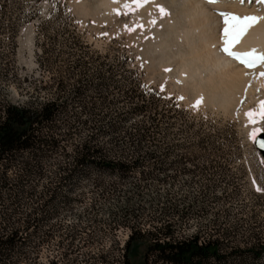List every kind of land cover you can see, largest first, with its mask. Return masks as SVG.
I'll return each instance as SVG.
<instances>
[{
    "label": "rangeland",
    "instance_id": "rangeland-1",
    "mask_svg": "<svg viewBox=\"0 0 264 264\" xmlns=\"http://www.w3.org/2000/svg\"><path fill=\"white\" fill-rule=\"evenodd\" d=\"M186 26L180 0H0V104L59 98L61 115L85 121L75 123L72 142L94 133L109 157L140 163L123 175L74 172L58 188L81 195L59 216L76 226L73 250L63 254L62 226L39 247V264H122L130 227L114 222L151 228L158 217L177 220L170 205L187 210L177 221L181 233L225 229L229 245L263 247L259 257L244 251L232 261L264 264V242L249 238L264 241V155L255 144L264 107L256 93L227 103L217 85H203L208 73L198 76L201 64L182 38ZM141 103L143 111L129 112ZM139 120L143 137L133 135ZM48 165L43 186L58 170ZM141 250L132 264H143Z\"/></svg>",
    "mask_w": 264,
    "mask_h": 264
},
{
    "label": "trees",
    "instance_id": "trees-1",
    "mask_svg": "<svg viewBox=\"0 0 264 264\" xmlns=\"http://www.w3.org/2000/svg\"><path fill=\"white\" fill-rule=\"evenodd\" d=\"M133 91L130 89V93ZM74 92L80 94L79 89ZM126 95L129 96L128 93ZM64 106V101L59 98L37 97L23 102L6 99L0 104V264H39V247L44 241L59 235L63 227L62 235L69 239L63 254L72 252L76 226L62 224L59 216L70 210L72 203L81 195L67 191L58 194V188L65 183L70 184L74 172L99 168L123 175L140 166L139 159L127 163L109 157L107 147L94 141V133L72 142L75 123L85 121L79 120L77 114H72L74 123L69 120L70 116L61 115ZM145 107L144 103L134 105L129 112H141ZM141 121L134 123L133 135H145ZM116 129L113 124L109 131ZM69 158L71 160H67ZM48 164L58 170L48 181L50 184L43 186L39 180L51 169ZM166 209L176 213L177 220L158 217L157 224L151 228L135 224V221L130 223L127 219L114 222V227H130L122 246V264H132L140 248L143 264H242L243 259L237 257L238 261H232L231 256L241 255L244 251L256 257L262 255L263 247L255 243L247 248L229 245L230 235L225 229L208 237H203L201 229L181 233L177 221H184L187 210L176 209L173 205ZM166 209L160 208V213L165 215ZM249 238L264 242L255 239L254 235ZM63 241L62 237L58 239V245ZM29 251L32 256H29ZM51 262L55 261L52 259ZM83 264H88V261Z\"/></svg>",
    "mask_w": 264,
    "mask_h": 264
},
{
    "label": "bare ground",
    "instance_id": "bare-ground-1",
    "mask_svg": "<svg viewBox=\"0 0 264 264\" xmlns=\"http://www.w3.org/2000/svg\"><path fill=\"white\" fill-rule=\"evenodd\" d=\"M180 2L187 21L182 38L184 37L185 42L192 46H190L193 48L191 54L194 53L195 57L193 60L201 64L203 71H200L198 76L205 79L203 74L208 73V77L205 75L207 79L201 80L205 82L203 85L209 86L210 82V87L218 86L215 89L221 91L227 103L241 99L242 95L252 96L256 93L260 107H264V75H261L264 73V62H258L253 68L246 69L231 61L229 57L220 56L221 47L226 46L225 40L229 39L225 36L224 29L234 22L230 21V24L226 25L224 17L217 12L223 10V13L234 14L241 19L246 16L260 17L258 22L252 24L230 47L233 51L248 53L255 50L254 54L260 56L264 55V9L256 0H217L213 4L205 3L203 0H180ZM191 66H188L189 70L188 68L187 70L196 75L197 72H193L195 69H192L193 66L190 69ZM192 73L189 72L190 75L187 73L190 77L186 74L190 80L192 77L194 79Z\"/></svg>",
    "mask_w": 264,
    "mask_h": 264
},
{
    "label": "snow or ice",
    "instance_id": "snow-or-ice-1",
    "mask_svg": "<svg viewBox=\"0 0 264 264\" xmlns=\"http://www.w3.org/2000/svg\"><path fill=\"white\" fill-rule=\"evenodd\" d=\"M206 2L214 3V2H217V0H206ZM160 11L162 13H165V10L162 7L160 8ZM220 15L224 17V22L226 25H229L230 21L234 22V23H231L230 26H226L224 29L225 36L229 37V39L225 40L226 47L224 48V51L228 52L229 55H235L234 53L229 52L228 46H230L231 43L238 41L240 35H242L249 27H251L252 24L258 22L260 17L246 16L241 19L240 17L234 14H230V13H221ZM254 53H255V50H253L252 53L246 54L251 57V60L247 62L245 61H242V62L248 63L250 66L254 65L257 62H264V55L257 56ZM261 75H264V73H261ZM247 115L251 116L252 113L249 112Z\"/></svg>",
    "mask_w": 264,
    "mask_h": 264
},
{
    "label": "water",
    "instance_id": "water-1",
    "mask_svg": "<svg viewBox=\"0 0 264 264\" xmlns=\"http://www.w3.org/2000/svg\"><path fill=\"white\" fill-rule=\"evenodd\" d=\"M260 137H262V139L260 138V139H257L256 141H255V144H256V146L261 150V152L263 153V155H264V140H263V138H264V133H262L261 135H260Z\"/></svg>",
    "mask_w": 264,
    "mask_h": 264
}]
</instances>
